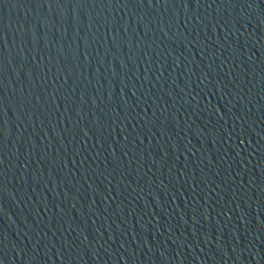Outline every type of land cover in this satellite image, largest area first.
<instances>
[{"label":"water","instance_id":"obj_1","mask_svg":"<svg viewBox=\"0 0 264 264\" xmlns=\"http://www.w3.org/2000/svg\"><path fill=\"white\" fill-rule=\"evenodd\" d=\"M0 264H264V0H0Z\"/></svg>","mask_w":264,"mask_h":264}]
</instances>
